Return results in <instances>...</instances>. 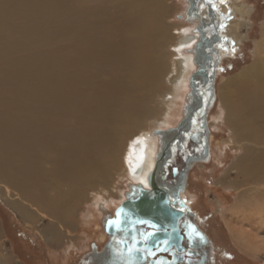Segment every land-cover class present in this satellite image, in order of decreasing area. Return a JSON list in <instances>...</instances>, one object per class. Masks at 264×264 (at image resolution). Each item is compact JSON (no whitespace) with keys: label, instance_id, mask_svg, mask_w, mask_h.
<instances>
[{"label":"bare ground","instance_id":"6f19581e","mask_svg":"<svg viewBox=\"0 0 264 264\" xmlns=\"http://www.w3.org/2000/svg\"><path fill=\"white\" fill-rule=\"evenodd\" d=\"M122 1L126 5L122 9L123 13L120 11L107 13L106 8L91 7L88 3L78 6L77 9L72 6L66 20L71 23L72 33L82 34L81 42L72 45L67 60L66 56L65 60L57 62L61 65L57 63H53V65L51 63L50 67H46L41 71L40 76L42 79L40 78L37 82V86L32 87L35 95L31 96L30 99L25 98L28 95H25L22 90L19 94L16 92V94L6 95L5 99L0 101V107L3 110L2 115L4 116L1 117L0 115V176L6 183L19 191L17 199H10V197L4 199L8 206L10 205V208L19 214L20 218L28 222L53 216L56 219V223L63 227V229L60 228L63 232L53 223L49 226L47 225L45 234L48 235V240L50 239L57 244L63 240V237L68 238L70 236L71 233L68 226L75 224L72 223V220L70 222L69 220L76 218L75 215L79 210V206L76 207L72 204H80L82 208L87 201V195L90 190H96L101 185L111 187L118 171L125 168L129 178L133 181L129 185L130 188L132 187L131 185L140 184L149 189L152 185L154 171L157 168L156 158L159 146L152 130H144L133 125L135 129L131 126L127 131H124L125 136H123L124 139L121 142L115 144L112 142L111 144L110 140L116 136L113 132L116 128H114V124L120 118L118 114L123 111L124 115V109L119 108L118 110H121V112L117 111L115 109L118 106L112 103L115 101L112 84L116 83H112L109 78L108 83L106 81L103 82L101 86L104 88L101 90L99 89L101 86L94 85L93 87V83L91 84V81H88L89 76L87 74L92 75L100 71L101 68L99 69L97 65H101L102 72H105V70L112 72L111 69L113 67L117 71L125 63L143 62L146 58L143 59L142 57L140 59L138 52L143 46L147 45L151 35H159L160 38H163L161 42L163 41L164 46L159 57L152 58L150 62L151 66L155 65L158 70V81L152 84L150 91L156 93V91L160 90L162 88L161 85L163 86L160 82L161 78L163 75L166 77L170 72L169 70L172 66L167 63L168 55L164 47L172 38L169 39L168 37L166 25L155 23V19L159 18L158 16L161 17L163 16L162 14L167 12H165L166 8L164 9L165 5L162 4L161 0ZM232 1L240 2V0H212V7L215 10L213 14H215L217 19L219 17L218 20H221L224 24L221 27L222 34L220 36L221 38L222 35L225 37V45L228 48L232 47V44L236 45L241 41L243 33H241L240 28L246 23L247 16L251 11V6L244 3L232 7ZM207 2L198 7L202 15H206V11L210 15L212 14L210 4ZM235 12L240 13L242 19L239 21H228L227 18ZM44 20L48 22V18ZM36 22H39L38 19ZM45 23H42L43 26L40 23H36L38 28L41 27L42 29L38 30L35 27V30L41 32L46 30L47 27L45 25L49 26V24ZM187 29L182 30V34L173 44L175 45L174 51L177 53V62L173 69L174 73L168 77V84L172 92L164 88V91L160 94L163 100L161 102L158 101L160 102L159 104H162V117L156 120V124L160 127L167 126L170 117L174 116L172 114L174 102L181 96L180 90L189 82L191 73L196 69L193 47L199 39L200 33L201 36L206 38L204 28L199 33L198 31H188L189 29ZM190 34L193 37L186 38ZM146 39H148L147 43H145ZM157 40L159 41V39ZM0 49H3V47ZM185 49L191 52H187ZM3 52L4 49L0 50V54ZM255 52L258 57L253 65L244 68L238 77L231 78L224 83L223 88H221V100L227 110V121L236 130V138L239 141L244 139L249 143L245 146L244 154L236 163L241 169L243 176L237 183L252 182L258 184L261 188H259L260 193L257 196L264 197V188L260 185L262 183L264 185V55H262L264 53V32L261 40L256 42ZM225 53H221L220 56L222 57ZM62 64H66L65 67ZM68 65L69 70L74 71L71 73L72 76L74 73L79 76L78 78L80 76L84 78L82 80L83 84L82 87L78 84L73 88H68L70 93L74 94L71 95L72 98L68 97L71 101L68 99L65 103L63 102L64 105L58 103L65 106V108L54 113L55 102H53V94L56 95L58 89L62 88L58 87V84L53 81L54 78L46 77L62 74L64 71H61L62 68H67ZM10 66L12 67V65ZM59 69L60 73L59 71L55 72ZM6 71L7 68L4 65L0 70L2 91L9 83L8 78L4 76ZM207 74L208 72L205 70L199 76L207 78ZM114 79L116 80V78ZM123 86L125 85L119 83L118 87H115L118 93L122 91ZM130 90L132 89L123 90L122 92L127 95ZM108 92H110L109 95L107 94ZM136 106L141 109V114L138 116L140 119L145 117L155 118V113H160L156 103L153 106L143 103H139ZM11 109H13V113L10 112ZM25 110L28 111L27 114L31 113L32 117L27 118V121H22V118L27 115L24 112ZM114 111L119 112L117 116L114 115ZM66 118L72 121L69 129H66V125L62 123V119ZM123 118L128 121L131 116L127 112ZM134 122L130 123L133 124ZM112 123L114 124L112 125ZM139 131H141L140 134H138ZM41 149L46 150L47 157L51 160L50 167L46 171V174L49 173L48 176L51 180L43 183L47 185V190L50 187L54 192L53 195L47 193L48 197L42 193L43 191H40V187L39 191L37 189L40 176L42 175L41 172L37 171L36 168L34 169L35 172L31 170L37 160V151ZM122 153L126 156V162L121 160ZM18 174L22 175L21 178L17 176ZM63 185L67 189L63 188ZM7 192L9 191L7 190ZM126 193L125 198L120 203L127 199L128 194H131L128 193L126 195ZM181 194L186 195L187 193L185 194V191H182ZM184 198L186 199V197ZM120 203L114 211L121 205ZM105 206V204L99 205L101 216H105L108 213ZM58 207L63 208L60 212L61 215L54 216V214L58 213L56 211ZM74 209L75 211L77 210L75 215ZM237 210H232L230 213H235ZM244 211L245 213L242 214H246L247 218L255 217L260 224L264 225V200L263 203L257 202L250 208L249 212ZM93 216L91 217L93 218ZM223 221L235 243L237 242L245 250L254 251L255 247L258 249L264 248V236H260L262 234L259 235L246 228L235 226L230 215L223 214ZM100 226L101 223L97 225V230ZM108 227H111V225ZM112 233L114 232L111 231ZM102 235L104 238L106 233ZM255 251L258 250L256 249ZM0 264H5L1 254Z\"/></svg>","mask_w":264,"mask_h":264},{"label":"rangeland","instance_id":"374dc122","mask_svg":"<svg viewBox=\"0 0 264 264\" xmlns=\"http://www.w3.org/2000/svg\"><path fill=\"white\" fill-rule=\"evenodd\" d=\"M161 1L162 4L166 6H164V9L166 8L165 12L167 11L168 13L162 14L163 16L161 17L158 16L159 18L155 19V23L166 25L168 37L169 39L172 38L164 47L168 55L167 63L171 64L172 67H170V72L167 76L165 75L166 77H164L163 75L160 80L163 84V86L161 85V91L158 90L156 93L150 91L152 84L158 81L157 67H155V65L151 66L150 62L152 58L159 57L164 46L163 41L161 42L163 38H160L159 35H157L158 37L156 35L149 36V41L148 39L145 40V43L148 41L147 45L139 50L138 57L140 59L142 57L143 59L146 58L143 62L125 63L117 71H115V67H113L111 69L112 72H108L107 70L102 72L101 65H97L99 69L101 68L100 71L97 72L98 74H87L89 76L88 81L90 80L91 82H89L91 84L93 83V87L94 85H98L99 87L105 81L108 83L109 78L112 80V83H116L112 84V90L115 93V101L112 103L118 106L115 110L121 112V110L118 109L122 108L124 109V115L128 112L131 116L128 121H125L123 118V111L118 114V116L120 115V118H118L119 122H115L118 126L112 123V125L114 124V128L116 127L113 132L116 136L110 140L111 144L112 142H114L113 144L121 142V140L124 139L123 136H125L124 131H127L131 126L133 127V125L144 130H153L160 127L156 124V120L162 117V104L159 103L163 98L160 94L164 91V88L172 92L168 84V77L170 74L174 73L173 69L177 62V53L174 51L175 45L173 44L178 40L183 29L188 28V31H194L199 23L195 19L191 20V16L188 15L190 6L189 0ZM234 2L232 1V7L244 3L251 6V11L247 16L246 23L240 28L243 37L238 44H232V47L230 50L228 49V51L224 48L225 44L223 40H220V42L216 44L218 50H226V53L222 55V57H220L218 53L214 54L213 60L215 64L212 66L211 70L213 69L214 71L216 69L218 72L215 71L216 75L213 81H209L208 85H203L199 89V93L203 96L204 104L197 113L198 120L196 126L197 128H201V125L206 122L209 130L207 141L212 156L210 159L207 158L206 160L196 163L189 170L187 185L189 193L187 192L186 198L194 202L193 208L200 212V223L208 230L215 242L216 264H264V248L258 249L255 247L254 251L245 250L237 242L235 243L233 240L234 238L231 237L223 221V214L230 215L232 216L235 226L246 228L259 235L262 234L260 235L261 237L264 236V225L260 224L255 217L247 218L246 214H242L245 213L244 210L249 212L250 208L257 202L263 203L264 197L257 196L260 193L259 188H261L258 184L252 182L237 183L243 176L241 174V169H239L236 163L244 154L245 146L249 143L244 139L239 141L236 138V130L228 123L227 110L221 100V88H223L222 86L224 83L231 78L238 77L243 69L253 65L258 57L255 50L256 42L261 40L264 32V0H240V2ZM87 3L95 8L104 7L107 9V13H113V11H120L123 13L122 9L126 6L125 2L122 0L121 2L120 0H0V48L3 47L4 49V52L0 54V70L5 65L7 71L4 76L8 78L9 82V87L6 86L3 91L0 86V101L4 100L6 95L16 94V92L19 94L22 90L25 95H28L25 96V98L30 99L31 96L35 95L33 94L34 89H32V87L37 86V82L40 78L42 79L40 76L41 71L46 67H50L53 63L56 64L59 61L65 60L66 56V60L68 59V53L71 51L72 45L81 42L82 34L72 33L73 28H71V23H68L66 18L72 6L77 9L78 6L80 7ZM46 7L48 8L46 9ZM43 17L44 19L48 18V22L44 20ZM37 19L39 22H36ZM241 19V14L238 12H235L232 16L227 18L228 21H239ZM216 20L210 23L211 26L219 25L221 29L224 24L221 25L222 21L216 22ZM29 21L31 22L29 23ZM36 23H40L41 25L42 23H48L49 26L45 25L47 29L41 32L38 31L41 27L38 28ZM35 27H37L38 30H35ZM30 32L32 33L30 34ZM156 38L159 39V41ZM262 55H264V53H262ZM57 64L59 65L60 63ZM159 64H161V62H159ZM10 65H12V67ZM65 65L66 64H62L64 67ZM197 69L198 65L196 64L195 70ZM58 71L60 73V69L55 72ZM61 71L64 73L62 72V74L57 76L49 75L46 77L54 78L53 81L58 84V87L62 88L58 89L56 95L53 94V102H55L54 113L57 110L62 111L65 108V106L58 103L64 105L68 99L71 101V95L74 94H71L69 89L78 84L82 87V80L84 79L81 76V79L78 78L79 76L74 73L72 76L71 73L74 71L69 70V65L67 68H62ZM0 77H2V75ZM114 78H116V80ZM119 83L125 85L122 91L130 88L132 90H130L127 95L122 91L118 93L115 87H118ZM190 83L191 81L189 80L185 87L180 90L181 96L175 100V105H173L172 108V114L174 115L176 113L174 112L175 108L179 110L177 114L178 117L181 116L180 110L182 108L183 114L181 118L185 114V106L192 98V87ZM212 86L213 89L211 88ZM103 88V86L99 87L101 90ZM150 92L151 94H149ZM210 92H212L213 96ZM109 93L110 92L107 94L109 95ZM139 103L150 104L152 106L156 103V107L159 108L157 109L160 110V113H155V118L145 117L140 119L138 116L141 114V109L139 106H136ZM1 108L2 107H0V115L4 117ZM125 110H127L126 113ZM10 112L13 113V109H11ZM24 112L27 114L28 111L25 110ZM117 113L119 112L114 111V115L117 116ZM25 116V118H22V121H27V118L32 117V114L28 113ZM173 117L174 116L170 117V119L172 118V123L175 122L174 118L176 116ZM181 118L179 117L173 125H176ZM131 120L135 122L132 124L130 123L132 122ZM62 123L66 125V129H69L72 121L66 118L62 119ZM133 129L135 128L133 127ZM140 133L141 131L138 132V134ZM36 158L37 160L34 162L35 164H33L31 170L35 172L34 169L36 168V170L40 171L42 174L40 176L42 180L40 181L39 179L37 189L39 191L40 187V191H43L42 193H44L45 196L48 194L53 195V190L50 187L47 190V185L43 184L46 183L47 180H51L48 176L49 173L46 174L51 161L47 157L46 150H38ZM121 160L126 162L124 153H122ZM182 162V159L179 160V164L177 165L181 167ZM173 164L176 163L172 162V165ZM125 167L127 166L125 165ZM17 176L21 178L22 175L18 174ZM132 182L133 181L128 176L127 169H120L111 187H104L101 185L99 188H96V190H90V193L87 195L88 197L86 196L87 201L82 208L80 204H72L76 207L79 206V210L76 208L78 212L74 209V215L75 212H77L75 215L77 219L72 218L69 220L67 216L69 222L72 220V223L75 224H70L68 226L71 233L70 236L68 238L63 237V240L57 244L50 239L48 240V235L45 234V231L47 227L53 223L61 232H63V230L60 228L63 229V227L56 223V219L53 216L31 222L20 218V216H18L19 214L10 208L11 206H8L4 199L9 197L10 199H15L18 197L17 193L19 191L6 183L0 176V254L4 258L5 264H77L82 251L86 248L83 244L87 241L97 242V239H99L100 242H104L105 240V236L103 238L102 235L104 231L101 226L98 230L96 228L97 225L101 223L103 217L99 211V205L105 204L108 211L107 214L112 216L116 206L125 198V193L129 190V185ZM260 185L264 188L263 183ZM63 188L67 189L65 185H63ZM7 190L9 192H7ZM62 209V207H58L56 209L58 213L54 214V216L61 215L60 212ZM232 210L237 211L235 213H230ZM65 214L67 215L66 211ZM92 215H94L93 218L91 217ZM256 249L258 251H255Z\"/></svg>","mask_w":264,"mask_h":264},{"label":"flooded vegetation","instance_id":"af4514ba","mask_svg":"<svg viewBox=\"0 0 264 264\" xmlns=\"http://www.w3.org/2000/svg\"><path fill=\"white\" fill-rule=\"evenodd\" d=\"M206 1L210 4L211 15L207 11L206 15H202L200 12L201 10H198V7L202 6L203 3L205 4ZM189 2V8L191 7L192 2L196 4L195 12L191 13V20L195 19L197 22H202V24H204L207 39L201 36L200 33V37L195 43L193 54L195 57L194 52H196V46H198L197 43H199V51H197L200 54L199 56H202V59H207V57L211 56L210 60L206 61V59H204L201 61V66L205 67L207 70L208 77L210 73L213 72V69L211 70V68L215 64L213 60L215 51L211 52V50L213 48L218 50L216 44L220 40H223L225 44V37L222 35L223 39L221 38L220 35L222 32L219 25L211 26L210 24L217 19L215 14H213L215 13V10L212 7V0H189ZM196 11L198 13H196ZM218 19L216 22L219 21ZM194 32L197 31L194 30ZM218 38L220 39L218 40ZM224 48L228 51L231 47L228 48L227 45H224ZM226 50H223L221 53H224ZM208 83L209 80L206 82H199L198 90L201 86L208 85ZM210 94L212 95V92H210ZM191 97V100L185 106V114L182 118L181 116L183 113L181 108V116H179L181 119L176 125L173 124L179 118L177 115L179 110H177V108H175L174 111L176 112L174 115V117H176H173L175 119L174 123L171 122V118L170 123L167 125L168 127L161 126L156 128L168 130L170 128H177L181 125L178 131L160 135L155 133L156 129L152 130L159 146L156 158L157 168L155 169L156 171H154V175L153 173L151 174V177L153 175L152 182L155 180L158 186L163 187L168 191L170 204L172 208L179 213V216H175L174 218V226H156L157 224L155 225L153 222L134 223L120 228L111 234L107 228V221L111 218V215L109 216L107 214L108 216L105 215L101 219V228L104 233H106L104 242H100L99 239H97V242H88L86 240L87 242L83 244L86 248L82 251L77 264H216L217 257L215 255V242L210 236L208 230H206L202 223H200V212L193 208L194 202L189 201L187 198L186 200L184 197H187V195L181 194L182 191H185V194L189 192L187 190L189 170L196 163L211 158V150L207 141L209 130L206 122L201 125V128H197L196 126L198 120L197 113L201 110L204 104V99L200 93L196 98H194L193 95ZM181 159L183 162L180 167L177 164L181 163H178ZM172 162L176 164L172 165ZM151 186L149 189H151ZM128 193H131V195L133 194V190L130 187L126 195ZM181 209H183V211H181ZM113 213H115V211ZM112 216H114V214ZM193 229H195V231H193ZM155 232L162 233L163 237L161 242L158 240L153 242L154 235H147L148 233ZM145 237H147L146 241L144 239ZM133 239L140 241V244L137 245L138 247L153 250L155 251V255L147 256V258H145L146 253H129L127 249L133 246L131 243ZM163 241H168L167 245L163 244ZM157 245H159V247H157Z\"/></svg>","mask_w":264,"mask_h":264},{"label":"water","instance_id":"95a60500","mask_svg":"<svg viewBox=\"0 0 264 264\" xmlns=\"http://www.w3.org/2000/svg\"><path fill=\"white\" fill-rule=\"evenodd\" d=\"M196 4L192 2L191 7L188 10V15L191 16V13L195 12ZM196 13H198L196 11ZM192 18V17H191ZM223 25V23H221ZM202 22H199L196 31L201 32L203 29ZM193 35L190 34L186 36V38H192ZM185 39V38H183ZM219 40V39H218ZM220 42V41H219ZM198 46H196V52L195 53V61L199 65V68L193 72L190 78V85L192 87V95L194 98L199 95V82H206V81H213L217 71L216 69L210 73V75L205 78H200L199 75H202L206 69H203V66H201V61L206 59L202 56H198L199 51V43H197ZM215 51V53H218L219 56L221 55L222 49L215 50L213 48L211 50ZM214 53V52H213ZM211 56L207 57V60H210ZM213 89V86H212ZM213 96V95H212ZM181 127L178 126L177 128H170L168 130L164 129H156L155 133L160 135H165L167 133L178 131ZM158 174V173H157ZM152 183V188L148 189L145 188L142 185H133L131 189L133 190V194H128V198L121 203V205L116 209L115 214L113 217L109 218L108 221H116L119 220L121 223L118 225H111L109 226V223L107 221V228L111 232H115L119 230L120 228L132 225L134 223H146V222H153L156 226H164V225H170L174 226L173 221L175 216H179V213L176 212L171 204L170 199H168V191L160 187L156 184L155 180ZM159 224V225H158ZM163 235L161 232H155L153 239V242H156L157 240L161 242Z\"/></svg>","mask_w":264,"mask_h":264},{"label":"snow or ice","instance_id":"6c2138e0","mask_svg":"<svg viewBox=\"0 0 264 264\" xmlns=\"http://www.w3.org/2000/svg\"><path fill=\"white\" fill-rule=\"evenodd\" d=\"M181 211H183V209H181ZM108 223H109V225H118V224H120L121 222L119 221V220H116V221H108ZM193 231H195V229H193ZM148 236H151V235H154V233H148L147 234ZM199 235V234H198ZM145 239V241H146V239H147V237H145L144 238ZM132 243V247H129L128 249H127V251L129 252V253H133V252H141V253H146V257L145 258H147V256H154L155 255V251H153V250H150V249H148V248H141V247H138L137 245H139L140 244V241L139 240H136V239H133V241L131 242ZM163 244H165V245H167V243H168V241H163L162 242ZM157 247H159V245H157Z\"/></svg>","mask_w":264,"mask_h":264}]
</instances>
